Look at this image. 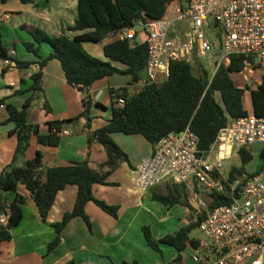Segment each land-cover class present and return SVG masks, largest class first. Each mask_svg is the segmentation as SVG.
<instances>
[{
	"label": "crops",
	"instance_id": "1",
	"mask_svg": "<svg viewBox=\"0 0 264 264\" xmlns=\"http://www.w3.org/2000/svg\"><path fill=\"white\" fill-rule=\"evenodd\" d=\"M77 16L78 0H6L4 3L0 0V46L9 51L12 59L10 65H4V60H0V101H3L0 104V173L9 166H24L38 152L42 155L45 168L65 167L87 161L91 169L109 173V185L96 184L92 193L97 200L117 207V216L112 217L89 202L85 207L89 226L81 218H72L61 233L60 243L49 251V245L56 238L53 224L61 222L66 213L72 212L77 188L70 185L60 191L44 221L29 191L20 185L17 193L26 200L22 206L23 218L11 230V240L1 244L0 264H123L134 261L138 264H198L193 256V248L196 246H187L190 254L185 251L178 254L173 247L160 244L161 252L157 253L146 243L144 228L158 242L188 227L191 222H197L199 218L188 207L181 204L164 205L156 199L158 196H166L168 193L165 195L162 192L172 184H161L147 191L140 190L134 184L135 169L152 155L154 146L140 135H112L113 141L127 155L128 162L120 163L110 171L108 166L102 167L107 162L104 147L95 139L88 145L89 134L106 126L112 119L113 108L120 107L111 97V91L127 88L130 94L136 95L142 90L146 75L144 81L133 85H130L131 78L128 75L104 78L95 83L90 92L83 94V91L67 83L57 59L47 60L40 68V62L49 58L52 48L44 42L37 44L32 34L40 31L49 37L65 36L72 40L87 32L72 30ZM113 39L108 36L99 43L84 42L82 47L90 56L107 61L104 46ZM135 42H143L141 35L136 37ZM26 44L38 47L39 57L28 51ZM16 62L30 65L19 67ZM107 62L121 71L125 70L123 65ZM197 67L200 68V65ZM38 72L42 73V92L34 94L31 91L32 77ZM234 74L239 73H231V78L242 89L246 82L240 86V78L233 77ZM261 80L262 73L257 70L254 82L260 86ZM259 86L244 91L243 104L248 113L253 109L251 91L258 90ZM29 99L28 123L37 125L40 135L50 133L49 124L52 122H68L62 126L57 146L39 145L36 136L31 135L24 152L16 157L18 138L15 133L10 135L15 130V124H1L8 118L7 106L21 110ZM84 100L90 101L86 116H83ZM63 132H68V135ZM237 157L240 159V153L234 158ZM253 173H245L236 178L249 177ZM176 186H182V190L192 193L183 185ZM14 198L15 194L0 191V202L5 208H9ZM191 206L197 208L196 204L192 203ZM189 238L198 243L202 241L190 235ZM178 255L181 260L175 262Z\"/></svg>",
	"mask_w": 264,
	"mask_h": 264
},
{
	"label": "trees",
	"instance_id": "2",
	"mask_svg": "<svg viewBox=\"0 0 264 264\" xmlns=\"http://www.w3.org/2000/svg\"><path fill=\"white\" fill-rule=\"evenodd\" d=\"M3 3L6 0H1ZM180 0H78V16L73 26L74 31H87L70 40L65 36L49 37L47 34L36 31L32 34L37 44L47 43L52 48L48 59L40 62L42 68L49 59H57L63 69L67 83L80 91L90 89L95 83L104 78L123 74L131 78V84H137L145 74L147 63V46L144 42H133L113 39L104 46V54L112 62L125 67L121 71L111 64L90 56L82 47L84 42L99 43L109 35L123 29L130 28L139 19H161L167 5ZM183 1V0H182ZM187 1V0H185ZM28 51L39 57V48L33 44H26ZM9 51L0 46V60H12ZM244 57L232 58L228 67L221 65L212 76L206 69L198 72L192 63L173 62L170 64L169 77L162 84H145L142 90L134 95L123 88L122 99L124 105L113 108L112 119L103 128L89 134L88 145L97 140L107 153L108 166L113 171L120 163L128 162L127 155L113 141L112 135L124 134L126 136L140 135L152 146L169 133H180L186 128L199 138V149L207 150L215 141L219 131L230 120H237L254 115L264 117V75L258 90L251 91L252 112L248 113L243 104L244 90L236 86L231 73L241 72L244 68ZM11 62V61H10ZM19 67H28L29 63L16 62ZM214 68V67H213ZM31 91L34 94L42 92V73L38 72L32 77ZM219 97V101L216 99ZM31 99L27 100L21 110L7 106V120L1 124L13 123L15 130L10 135H17L18 146L16 157L21 155L28 146L31 135H35L37 143L42 146L55 147L59 144V134L65 122H52L49 124L50 133L39 134L37 125L28 123V109ZM3 101H0V104ZM85 110L83 116L89 113L90 101L84 100ZM240 159L243 165L252 161L249 151L240 150ZM244 168H232L228 174L229 180L245 174ZM264 171V146L259 154L258 167L252 175ZM90 168L88 162L73 163L72 165L56 168H45L40 152L25 162L22 167L9 166L0 173V191L13 193L15 198L9 208L0 202V214L7 216V224L0 225V247L5 241H10L11 230L22 221V206L26 200L18 195L17 189L24 186L31 194L42 220L46 221L57 194L67 186L77 188V198L74 209L66 213L61 222L53 224L56 238L49 245V251L60 243V236L72 218H81L89 226V218L85 207L93 202L103 212L117 216V207L109 206L97 200L92 193L94 185H109L107 176ZM251 175V176H252ZM181 188H184L180 186ZM157 197V195H156ZM210 209L231 204L227 195L211 194ZM164 205L181 204L190 207L185 194H174L169 191L166 196H158ZM204 219L200 215L199 223ZM193 227L182 228L174 235H167L156 242L151 238L147 228L143 229L147 245L160 253V244L173 247L178 254L184 252L188 245L195 247L198 241L190 239ZM181 256L175 259L179 262ZM73 264V263H69ZM123 264H138L136 261Z\"/></svg>",
	"mask_w": 264,
	"mask_h": 264
},
{
	"label": "built area",
	"instance_id": "3",
	"mask_svg": "<svg viewBox=\"0 0 264 264\" xmlns=\"http://www.w3.org/2000/svg\"><path fill=\"white\" fill-rule=\"evenodd\" d=\"M138 35L147 46L145 84L165 82L171 63H193L194 56L209 60L212 76L232 58L244 57L238 72L246 82L244 91L259 86L254 82L257 70L264 75V0L175 1L161 19H139L109 36L133 43ZM10 63L4 60V65ZM121 95L120 89L111 91L120 107ZM257 143L264 145V117L230 120L207 150L199 149V138L188 127L159 140L134 171V184L142 191L176 184L195 194L204 214L199 223L204 240L193 248L198 264H264V171L231 181L224 165ZM203 192L209 195L207 204L198 197ZM213 193L227 195L231 204L210 209ZM6 224L7 216L0 214V225Z\"/></svg>",
	"mask_w": 264,
	"mask_h": 264
},
{
	"label": "rangeland",
	"instance_id": "4",
	"mask_svg": "<svg viewBox=\"0 0 264 264\" xmlns=\"http://www.w3.org/2000/svg\"><path fill=\"white\" fill-rule=\"evenodd\" d=\"M183 1H185V0H183ZM213 35H215V33ZM210 37H212V35ZM107 61H110V60L107 59ZM113 64L117 65V66H121V64H118V63H113ZM198 64L204 66L206 68L207 72L210 75L212 74L214 68L209 65V60L200 59L198 56H194L192 65H194V69L196 70V72L199 71V68L197 67ZM255 67L257 69L260 68L259 66H255ZM236 76H237V78H240V82L241 83L239 85L240 86L245 85V81H244L243 77L241 75H239V74H237V75L234 74L233 75V77H236ZM142 80L143 81L145 80V75L144 74L142 75ZM157 84L158 85L162 84V82H158ZM143 87L144 86H142V88ZM216 99L219 101V97L218 96H216ZM263 146H264L263 144L257 143V144H254L251 147V150H250L251 152L249 151V153H251V155H252V161L250 163L246 164V165H243L242 162H241V159H239L238 157L237 158H233V159H231L229 161H226L224 163L225 168L227 170L226 172L229 173L232 168L236 167V168H244V170L246 171V172L244 171L245 173H253V172L255 173V171H256V169L258 167V164H259V154H260V151L263 148ZM170 190L172 192H177L176 194H180V195L185 194L186 195V201H187V203L190 206L188 209H190V211L192 212L193 215L196 214L197 218H198V216H200L199 214L202 211L197 209L196 207H195V209H193V207H192L193 205L191 206L192 203L196 204L195 197L193 196L192 193H190L189 191H187L185 189L182 190L179 186H176V184L168 185V188L164 189V192H162V193H165V195H166L168 193V191H170ZM198 197L201 198L206 204H207V202H209V195L204 193V192H203V196L201 194H199ZM194 210H196V211H194ZM189 226L193 227V229L191 231V234H190L191 238L204 240V235L201 233V231L198 228L199 227L198 220H197V222H191ZM185 253L186 254H190V248H186Z\"/></svg>",
	"mask_w": 264,
	"mask_h": 264
}]
</instances>
